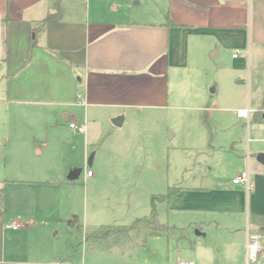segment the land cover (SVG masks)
I'll return each mask as SVG.
<instances>
[{"label": "crops", "instance_id": "crops-1", "mask_svg": "<svg viewBox=\"0 0 264 264\" xmlns=\"http://www.w3.org/2000/svg\"><path fill=\"white\" fill-rule=\"evenodd\" d=\"M57 1L0 0V104L7 103L10 109L15 103L26 110L16 122L0 120V127L11 135L0 136V190L18 192L13 208L7 206L4 193L0 264H248L250 233L260 236L264 264V166L258 160L251 163L250 152L247 169L231 180L207 188H180L170 203H160L159 219L161 206H166V224L173 227L166 234L147 236L143 229L133 231L150 242L154 258L164 254L166 260L152 263L140 255L135 261L128 257L119 263L99 261L92 256L95 248L101 254L115 247L99 242L90 249L86 239L81 256L80 248L72 256L71 251L20 242L28 237L37 214L63 186L88 189L99 182L103 172L123 174L124 169L112 164L114 158L129 148L128 132L130 145L135 146L133 140L139 132L134 129L147 122L128 121L126 112L167 108L172 78L177 81L187 68L210 54L231 57L223 66L230 71L231 100L240 105L237 115L239 110L252 111L250 120L238 117L248 126L253 120L264 121V0H167V6L151 13L145 22L130 20L129 11L117 9L113 3L103 6L100 0H61L60 21L38 30L39 22L54 11ZM30 106L44 107L43 117L63 111L69 129L73 122L84 126L85 132L79 134L86 155L99 150L107 138L104 151L112 159L110 165L101 166L92 176L87 175L88 168L81 183L80 178L69 181V174L53 165L33 163L29 156L42 155L48 140L36 135L38 119ZM121 117L122 126L115 125L114 119ZM128 122L129 130L122 131ZM98 126L103 131L94 129ZM137 167L144 170L151 163ZM137 167H130L131 172ZM243 172L249 173L251 190L246 184L233 183ZM121 180L117 178V182ZM143 211L146 216L145 208ZM17 220L21 229L8 227ZM103 225L126 224L101 223L91 232ZM129 236L117 245L126 248Z\"/></svg>", "mask_w": 264, "mask_h": 264}, {"label": "rangeland", "instance_id": "rangeland-1", "mask_svg": "<svg viewBox=\"0 0 264 264\" xmlns=\"http://www.w3.org/2000/svg\"><path fill=\"white\" fill-rule=\"evenodd\" d=\"M100 1L104 2H101L103 6L105 3H113L117 9L126 13L129 11L130 20L135 22H145L151 13L154 15L167 6V0ZM230 60L231 57L227 54L221 58H214L210 54L208 58L201 59L193 67L187 68L177 81H174L173 77L171 102L167 108L143 109L140 113L127 111L128 121L136 118L147 122L141 127H135L134 130L139 132L133 140L135 146L130 145L128 132L126 138L129 148L114 158L112 164L124 169L123 174L103 172L99 182L93 187L88 185V189L84 185L63 186L55 199H50L45 209H41L37 214L35 225L30 228L28 237L20 242L32 246L47 245L54 251H71L72 256H75V251L80 248L81 256L85 249L83 242L87 233L101 223L133 224L137 218L144 216V208L145 215L149 214L152 194H167L171 188H207L217 186L221 181L227 182L235 173L247 169L248 149L251 163H257V155L264 153V143L260 142L264 136V121L258 123L253 120L248 126L246 120L238 117L237 109L240 105L231 100L229 93L230 81L227 75L230 71L223 67L229 64ZM5 107L8 108L7 103L0 104V120L5 123L11 120L16 122L26 111L15 103L10 109ZM29 109L32 110L31 114L37 115L36 135L48 140L45 146L47 148L42 147V155L32 153L29 156L33 163L53 165L66 171V174L81 168V183L85 181L84 176L88 168L93 173L103 165H110L112 159L109 153L104 151L107 138L102 140L99 150H92L86 155L82 148L84 141L81 134L69 129L63 111L43 117L44 107L30 106ZM8 110L10 112H7ZM129 128L128 122L122 131ZM94 129L103 131V126ZM97 130L95 135L99 134ZM2 135L11 136L0 127V136ZM249 138L252 139L251 142L248 141ZM92 156L93 166L89 167L88 161ZM148 163H151V168L143 170L145 167H137ZM134 166L137 167L135 173L130 169ZM118 177L122 179L120 182H117ZM4 193L8 201L7 206L15 207L18 192L6 190ZM168 217L169 210L162 205L161 223L166 224ZM141 237V234L133 232L126 239V248L123 244L117 245L119 242L115 244V238H112L106 244L107 247H115L110 253L105 250L106 253L100 254L101 250L95 248L96 254L92 256L97 257L99 261L117 263L127 257L135 261L140 255H146L143 260H151L152 263L155 260H166L163 254L166 253V247L162 248L163 255L160 258H154L150 242L147 244L148 240ZM89 248H93V245ZM125 250L128 252L126 255L123 254Z\"/></svg>", "mask_w": 264, "mask_h": 264}, {"label": "trees", "instance_id": "trees-1", "mask_svg": "<svg viewBox=\"0 0 264 264\" xmlns=\"http://www.w3.org/2000/svg\"><path fill=\"white\" fill-rule=\"evenodd\" d=\"M61 0L56 2L54 11L50 13L44 20L39 22L36 27H44L48 23L59 22L62 17V11L60 7ZM36 29V30H37ZM37 33V31H36ZM180 188H171L167 194L153 195L151 199V212L150 214L137 218L131 225H103L97 230L86 234V242L89 245L94 243H105L107 244L110 239L115 238L114 242L117 244L122 238L129 236L133 231L140 229L141 227L147 231V236H158L164 234L170 228H173L165 223H161L158 216L157 206L160 203H170L174 197L180 192ZM3 203H4V191L0 190V221L3 217Z\"/></svg>", "mask_w": 264, "mask_h": 264}, {"label": "built area", "instance_id": "built-area-1", "mask_svg": "<svg viewBox=\"0 0 264 264\" xmlns=\"http://www.w3.org/2000/svg\"><path fill=\"white\" fill-rule=\"evenodd\" d=\"M252 111L250 109H245V110H239L238 111V116L240 118H244L247 120H250ZM70 129H72L75 132L78 133H84L85 132V127L84 126H80L76 123H71L70 124ZM252 140L249 139V142H251ZM260 142L264 143V137L260 140ZM249 153V151H248ZM92 171H87V175L88 176H92ZM233 183L235 185H239V184H246L248 186V190H251L252 185H250L249 183V173L248 172H243L240 175L236 176L233 179ZM9 228L13 229V230H19L22 228V223L17 220L12 222L9 226ZM263 251V247L261 245L260 242V236L256 233H250L248 235V240H247V260H248V264H261V260H260V255L262 254ZM178 264H194L193 262H186V261H179Z\"/></svg>", "mask_w": 264, "mask_h": 264}, {"label": "water", "instance_id": "water-1", "mask_svg": "<svg viewBox=\"0 0 264 264\" xmlns=\"http://www.w3.org/2000/svg\"><path fill=\"white\" fill-rule=\"evenodd\" d=\"M123 118H118V119H114V124L117 125V126H122L123 124ZM257 160L260 164H262L264 166V153H260L257 157ZM93 161H94V156H92L89 161H88V165L89 167H92L93 165ZM82 169L81 168H76V169H73L69 175H68V180L69 181H76L80 178L81 174H82ZM74 225V224H73Z\"/></svg>", "mask_w": 264, "mask_h": 264}]
</instances>
